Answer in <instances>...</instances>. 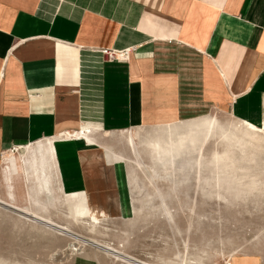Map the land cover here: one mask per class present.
Here are the masks:
<instances>
[{"label": "crops", "instance_id": "0c3cea01", "mask_svg": "<svg viewBox=\"0 0 264 264\" xmlns=\"http://www.w3.org/2000/svg\"><path fill=\"white\" fill-rule=\"evenodd\" d=\"M214 110L264 127V0H0V199L10 206L82 198L126 216V167L103 136Z\"/></svg>", "mask_w": 264, "mask_h": 264}, {"label": "rangeland", "instance_id": "374dc122", "mask_svg": "<svg viewBox=\"0 0 264 264\" xmlns=\"http://www.w3.org/2000/svg\"><path fill=\"white\" fill-rule=\"evenodd\" d=\"M207 117L222 129L204 142L186 143L170 159L147 144L159 140L169 149L180 135L168 125L103 136L126 167V216L115 218L111 208L77 198L84 194L25 211L0 199V264H221L237 255L264 260V143L258 142L264 134L244 130L226 110ZM130 133L139 156L127 142ZM17 195L25 200L18 188Z\"/></svg>", "mask_w": 264, "mask_h": 264}, {"label": "bare ground", "instance_id": "6f19581e", "mask_svg": "<svg viewBox=\"0 0 264 264\" xmlns=\"http://www.w3.org/2000/svg\"><path fill=\"white\" fill-rule=\"evenodd\" d=\"M238 123L241 124L242 128L244 127V130L248 131V132H253V133H257V132H260L262 134H264V128L260 127V126H255L253 124H250V123H247V122H244V121H238ZM178 124L179 126L175 125V124H171V125H174V126H170L168 125L169 127L168 130L170 131H175L177 133H179V138L177 141H170V148L169 149H166L164 150L163 148V145L159 142V140H149L147 141V144L151 147L152 151L154 154L158 155L160 158L163 157V156H168V158H172L174 156V154H176L182 147L183 145H185L186 143H189V144H195L197 142H199L201 140V142H204L208 135L215 132L216 129H222L221 127H218L217 126V121L215 118H212V117H202V118H199V119H195V120H191V121H184V122H179V123H176ZM236 126V125H235ZM134 128V127H133ZM178 128V129H177ZM131 130V129H130ZM129 130V131H130ZM137 130V129H136ZM236 130V129H234ZM233 130V132H234ZM224 131V130H222ZM241 131V130H240ZM239 131V133H240ZM87 132V131H86ZM229 132V131H228ZM237 132V131H236ZM119 133H123V132H119ZM159 133V132H158ZM260 133H257V134H260ZM82 134V133H81ZM227 134V133H226ZM230 133H228L229 135ZM254 134V135H255ZM77 135V134H76ZM135 135V134H134ZM168 135V134H167ZM233 135V134H231ZM240 135V134H239ZM247 135V134H246ZM245 135V137H246ZM238 136V134H237ZM259 136V135H258ZM242 137V136H241ZM256 137V135L254 136ZM228 139H230L229 137H227ZM232 138H235L234 136ZM231 138V139H232ZM238 138V137H237ZM236 138V139H237ZM244 138V137H243ZM261 138V137H260ZM74 139V138H73ZM241 139V138H240ZM136 140V138H135ZM134 138H133V135L130 133L128 135V138H127V142L128 144L131 145V148H133L134 150V154H136V156H139L138 154V150H137V145L138 143L136 144ZM138 140V138H137ZM163 140V139H162ZM233 140V139H232ZM248 140V139H247ZM139 141V140H138ZM229 141V140H228ZM242 141V140H241ZM245 141V140H244ZM251 141V140H250ZM164 142V140H163ZM233 142H236V140H234ZM252 142V141H251ZM259 144H262L264 143V141H262V139L258 140ZM166 144V142H165ZM132 150V149H131ZM136 161V160H135ZM137 162V161H136ZM138 164V163H137ZM144 167V166H143ZM244 189V188H243ZM77 194H84L83 192H80V193H73V194H69V196H75ZM68 196V197H69ZM55 228H57V230L65 233L66 235L72 237V238H76L77 241H80L82 243H88V244H91V245H94L97 247L96 244L92 243L91 241H87L73 233H70L67 229H61V227L59 226H56Z\"/></svg>", "mask_w": 264, "mask_h": 264}, {"label": "built area", "instance_id": "2783aa9c", "mask_svg": "<svg viewBox=\"0 0 264 264\" xmlns=\"http://www.w3.org/2000/svg\"><path fill=\"white\" fill-rule=\"evenodd\" d=\"M103 53L106 55V58L109 60H125L127 59L128 55V50H123L120 52H114L112 50H104ZM19 149L17 148H11L10 150L7 151H18ZM221 264H232L230 259L227 257L223 259Z\"/></svg>", "mask_w": 264, "mask_h": 264}]
</instances>
